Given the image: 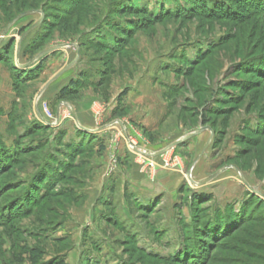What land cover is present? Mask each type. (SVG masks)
Here are the masks:
<instances>
[{
    "label": "rangeland",
    "instance_id": "rangeland-1",
    "mask_svg": "<svg viewBox=\"0 0 264 264\" xmlns=\"http://www.w3.org/2000/svg\"><path fill=\"white\" fill-rule=\"evenodd\" d=\"M176 4L180 18H164ZM206 5L220 19L192 15ZM76 107L91 128H77ZM74 130L118 137L129 162L62 158ZM3 146L0 208L38 193L47 171L35 159L64 161L39 189L56 199L15 201L0 264H264V0H0ZM223 213L229 236L207 238Z\"/></svg>",
    "mask_w": 264,
    "mask_h": 264
},
{
    "label": "trees",
    "instance_id": "trees-1",
    "mask_svg": "<svg viewBox=\"0 0 264 264\" xmlns=\"http://www.w3.org/2000/svg\"><path fill=\"white\" fill-rule=\"evenodd\" d=\"M176 6L177 7L175 8V10H177L178 14L179 13L181 14L182 11H185L183 8H181V6L179 4H176ZM217 9L218 8L216 6L211 7L210 5H206V6H204V8L202 7L199 11L193 12L192 15H197L198 13H202V15L204 14V16L207 19H220L219 17H221V14H217V12H215V11H217ZM134 11L137 13V15L139 14V15L144 16V19H146V21L151 20L152 17L155 16L154 12L148 11V10H146V12H144V13L143 12L141 13V11L139 12V10H137V9H135ZM175 13L168 12V10H166L165 7H163L161 14L164 15V18L172 17V15H173V17H179L180 18V14L176 15ZM77 15H78V13L76 12V13L72 14V17H76ZM43 23L44 22H42V25H43ZM125 36L128 37V31H126ZM106 48H108V50H112L113 52L116 51L115 50L116 48L112 49L110 46H106ZM116 52H118V51H116ZM83 77L84 76H82V75L78 76V78L76 80L70 81L64 88H62V90L60 91V94H59V99L63 100L67 97H72L73 95H75V93L78 91V89L80 87V84L83 82V80H82ZM15 78H16V75H15ZM116 116L120 117L122 115H120V113H119V115H117V112L115 111L114 117H116ZM48 129H49L48 126H42V124H40V125L36 126L35 131H36V133H43L44 131H47ZM60 134H62V138L69 135L64 130ZM73 135L75 136V138L73 137L70 140L71 142H67L65 144L66 150H60V153H62V158L66 157V156L74 158L75 156H81L82 154H85L87 152H92V151L93 152H96V151L102 152L104 150L103 143L98 141V139L96 137L97 135L86 134V133L81 132L79 130H74ZM89 135L91 137H89ZM18 145H19V147H18L19 151H23V154H24L26 152V149H24V147L22 148L21 143H19ZM9 149L10 148H7L6 146L1 147V149H0V155L2 156V157H0V164H3L2 167H4L6 165L3 161V159L6 158V160H9L8 155H10V153H11V152H9ZM39 149L40 148H37L35 151H38ZM76 151H78V153H76ZM72 153H74V154H72ZM53 155H54V159L49 160V162H46L44 160H43V162H41V158H37L34 160L35 163L33 165H35V168L38 169L40 167L41 168L44 167L45 168L44 170H45V172L47 171V173L43 176L41 183L37 182L35 184L36 185L35 190L37 189L38 193H35L33 198L27 196L26 193L23 192L21 197L18 198V200H15V201H19L18 206L20 208H22V206L25 205L24 203L26 201H27L28 206L31 205V207H32L33 205L41 203V201L43 202L44 199H47V201L45 202L46 204L47 203L49 204L54 199H56L57 196H55V194L52 193L50 189L48 190V192H49L48 195L41 196V194L39 193V191H40L39 189H45V190L48 189V187H49L48 186L49 185L48 180H49L50 173L53 170H56L57 168L59 169L63 164L64 160L60 161V159L58 158L59 156H57L56 154H53ZM41 171L42 170H39L37 172V174L38 175L41 174L40 173ZM4 172H5V170L2 171V173H4ZM16 183L20 184L21 182H19V183L16 182ZM16 183H14V184H16ZM39 187H41V188H39ZM198 199H205V197H199ZM15 201L10 200L5 204L6 206H1L0 218L2 217L3 222L0 223V227L7 225L8 222H6L5 220L8 217H10V219H12L11 215L13 213V210L16 208ZM20 201H23V202H20ZM42 205L45 206L44 204H42ZM5 215H7V216H5ZM221 215H222V218H220L217 221L213 220L211 223H209V226L207 224L206 228H204V230L202 231L203 233H205L207 238L215 239L219 235H225L226 237L229 236V227H233V225H234L233 224L232 226H230L231 224H229V223H231L234 220V217L229 215V214L227 215L224 213ZM237 228H238V226L234 227L233 230H235Z\"/></svg>",
    "mask_w": 264,
    "mask_h": 264
},
{
    "label": "crops",
    "instance_id": "crops-1",
    "mask_svg": "<svg viewBox=\"0 0 264 264\" xmlns=\"http://www.w3.org/2000/svg\"><path fill=\"white\" fill-rule=\"evenodd\" d=\"M115 106H116V104L114 102L111 105V107L109 108V110L112 111L115 108ZM74 109H75L74 110L75 113H73V114H74L76 120L79 121L84 127L91 128L94 125V122H92V120L88 116H86L85 113L80 112L81 109H79L78 107H76ZM158 126H159V123H158ZM84 130H86V129L84 128ZM87 131H93V129H91V130L88 129ZM102 143H103L104 151H105L104 154H106V157H104L105 159L103 161L104 163H101V164H103L102 166L104 168L107 166L106 164H108L107 162L109 161V159H108V156L109 155L111 156V164H110L111 166H113V164L115 163V160H116L115 157H118L119 158L120 166H122L121 165L122 163L129 162L128 158L125 157L124 150H123V146H122V142L119 140L118 137L114 138V140L104 141ZM174 144H176V143H174ZM146 152H150V151H146ZM156 153H158V152H156ZM156 153H154V154H156ZM146 156L149 157V155H146ZM151 157H157V155H155V156H152L151 155ZM131 163H133V162H131ZM101 164H97L96 163L94 165L98 169V168H100ZM134 169H135V171H136L137 174L143 176L142 170L139 169V166L136 165ZM168 171H170V170H168Z\"/></svg>",
    "mask_w": 264,
    "mask_h": 264
},
{
    "label": "water",
    "instance_id": "water-1",
    "mask_svg": "<svg viewBox=\"0 0 264 264\" xmlns=\"http://www.w3.org/2000/svg\"><path fill=\"white\" fill-rule=\"evenodd\" d=\"M58 75H59V74H58ZM72 117H73V120H74L75 123H76L77 128H78V129H82V128L77 124L76 118H75V116H74L73 113H72ZM83 130H84V129H83ZM84 131H86L87 133H96V132H94V131H87V130H84ZM160 153L162 154V152H159V153L153 154V156H155V155H159ZM209 180H210V179H209ZM242 182H243L244 186L250 190L249 186L244 182V180H242ZM197 185H198L199 187L201 186V184H194V186H197Z\"/></svg>",
    "mask_w": 264,
    "mask_h": 264
},
{
    "label": "built area",
    "instance_id": "built-area-1",
    "mask_svg": "<svg viewBox=\"0 0 264 264\" xmlns=\"http://www.w3.org/2000/svg\"><path fill=\"white\" fill-rule=\"evenodd\" d=\"M113 125H114V126H115V125L117 126L118 123L116 122V123H114ZM114 126H113V129H114V130H117ZM122 130H124V129H122ZM126 136H127L126 133H125L124 131H123V132L121 131V135H120V137H121L123 140H125ZM129 147H130V150H133V149L135 150V147H134L133 145H129Z\"/></svg>",
    "mask_w": 264,
    "mask_h": 264
},
{
    "label": "bare ground",
    "instance_id": "bare-ground-1",
    "mask_svg": "<svg viewBox=\"0 0 264 264\" xmlns=\"http://www.w3.org/2000/svg\"><path fill=\"white\" fill-rule=\"evenodd\" d=\"M132 151H133L134 153H136V154L139 153V154L142 155V156H146V155H147L146 152H142V153H140V152H138L136 149H135V150L133 149ZM148 154H149V156H151V155L153 156V154H151V153H148Z\"/></svg>",
    "mask_w": 264,
    "mask_h": 264
}]
</instances>
